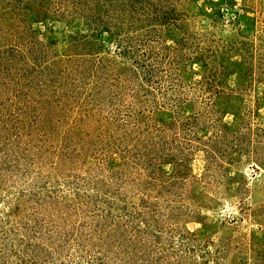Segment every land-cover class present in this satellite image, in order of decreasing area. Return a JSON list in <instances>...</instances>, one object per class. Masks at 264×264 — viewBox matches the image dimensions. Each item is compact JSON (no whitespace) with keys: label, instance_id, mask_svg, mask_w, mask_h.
Listing matches in <instances>:
<instances>
[{"label":"rangeland","instance_id":"rangeland-1","mask_svg":"<svg viewBox=\"0 0 264 264\" xmlns=\"http://www.w3.org/2000/svg\"><path fill=\"white\" fill-rule=\"evenodd\" d=\"M0 264H264V0H0Z\"/></svg>","mask_w":264,"mask_h":264},{"label":"trees","instance_id":"trees-1","mask_svg":"<svg viewBox=\"0 0 264 264\" xmlns=\"http://www.w3.org/2000/svg\"><path fill=\"white\" fill-rule=\"evenodd\" d=\"M97 11V10H96ZM96 11L95 10H89V12L86 14V15H84L83 17H85V20H88V19H91L92 17H96V19L98 20L99 18H98V16H90V14L93 12V13H96ZM94 20L93 22H96L97 20ZM101 20V19H100ZM101 23H102V20H101ZM91 27V26H90ZM99 26H98V24H95L92 28L93 29H97ZM32 64H34V65H36V62L35 61H33V63ZM166 131V130H165ZM164 131V132H165ZM163 132V133H164ZM161 150H162V148L161 149H159V153L158 154H156L155 155V157L154 158H152V159H150V158H148L147 159V166L150 168V174H153V175H155V174H159L160 176H166V172H164L163 170H161V167L159 166V165H157L156 166V164H159V160L163 157V152H161ZM24 160H25V158H24ZM129 160H131V159H129ZM134 160H131V161H127L126 160V162H127V164H133L134 162H133ZM132 167V166H131ZM30 172V171H29ZM27 173H28V171H27ZM175 176V175H174ZM173 176V177H174ZM172 177V178H173ZM75 179H76V182H77V184L75 185L76 187H78V185L79 186H82V185H84V184H89V182L90 181H93V180H95V179H91V178H87V179H83L82 178V180H79V182L77 181L78 180V177H75ZM64 180L67 182V183H74V181H73V179H70L69 177H65L64 178ZM29 181H31V180H29ZM162 184V183H161ZM43 185H46V184H43ZM163 185V184H162ZM76 189H78V190H81V189H79V188H76ZM84 199H85V197H84ZM97 206V205H96ZM95 206V207H96ZM93 208V212H98V210H99V208ZM44 222L45 221H40L39 223H38V225L36 224V225H33V227L32 228H35V227H39V229H40V237L42 236V238L44 239V240H42V242H40V246H41V250L43 251V258H47L48 256H49V253H47V251L48 252H50V253H53L54 252V246H56V245H53L52 243H54V241L56 240V236L55 235H57L56 233H58V232H56V230H55V228H54V226H53V224H51V223H47V224H44ZM51 222H52V220H51ZM42 228H44V230L45 231H42ZM42 231V232H41ZM34 234H37V232L36 231H34ZM45 239H47L48 241H49V243L50 244H47L45 241H47V240H45ZM60 244H62V243H60V240H59V245ZM53 245V246H52ZM57 247V246H56ZM39 248V247H38ZM48 254V255H47Z\"/></svg>","mask_w":264,"mask_h":264}]
</instances>
